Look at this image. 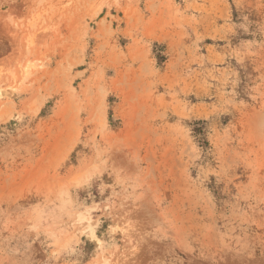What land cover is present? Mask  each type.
Masks as SVG:
<instances>
[{
  "label": "rangeland",
  "instance_id": "obj_1",
  "mask_svg": "<svg viewBox=\"0 0 264 264\" xmlns=\"http://www.w3.org/2000/svg\"><path fill=\"white\" fill-rule=\"evenodd\" d=\"M0 264H264V0H0Z\"/></svg>",
  "mask_w": 264,
  "mask_h": 264
}]
</instances>
